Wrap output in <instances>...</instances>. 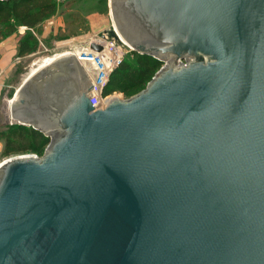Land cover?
Here are the masks:
<instances>
[{
    "label": "water",
    "instance_id": "obj_1",
    "mask_svg": "<svg viewBox=\"0 0 264 264\" xmlns=\"http://www.w3.org/2000/svg\"><path fill=\"white\" fill-rule=\"evenodd\" d=\"M109 8L163 64L106 102L94 56L25 77L5 123L50 141L0 162V264H264V0Z\"/></svg>",
    "mask_w": 264,
    "mask_h": 264
},
{
    "label": "trees",
    "instance_id": "obj_2",
    "mask_svg": "<svg viewBox=\"0 0 264 264\" xmlns=\"http://www.w3.org/2000/svg\"><path fill=\"white\" fill-rule=\"evenodd\" d=\"M69 2L70 0H0V41L17 32L20 25L36 28L55 13L61 4ZM37 47L38 39L27 29L19 39L18 55H29ZM131 53L135 56L125 58L111 73L105 94L121 90L126 96H131L141 91L163 63L149 54L134 50ZM0 137L4 138L5 154L24 149L42 154L50 141V137L42 131L20 123L4 126L0 130Z\"/></svg>",
    "mask_w": 264,
    "mask_h": 264
},
{
    "label": "rangeland",
    "instance_id": "obj_3",
    "mask_svg": "<svg viewBox=\"0 0 264 264\" xmlns=\"http://www.w3.org/2000/svg\"><path fill=\"white\" fill-rule=\"evenodd\" d=\"M58 1L65 2L66 0ZM48 19H52V21H54V23H51V26L47 25ZM47 20H44L36 28H29L27 26L26 28H24V25L19 26L17 32H24L27 29L33 32V34L38 39V47L34 51V55H30L29 57L25 58L23 61L20 62V70L17 69L14 73V75H16V78L17 76L19 77L21 72L24 73L26 70L29 74L32 69H36L46 58L55 55L53 54L54 52L61 51L58 50V45L61 44V41L66 39H73L74 41H77V39L82 38L87 33H92L103 28H112L113 26V21L110 15L109 0H70V2L66 5L61 4L58 7L57 11L53 13L49 18H47ZM129 56L133 58L135 55L129 52L125 56V58ZM8 81L13 82L16 85L18 83L14 82L12 77L9 78ZM9 82H7V84ZM12 92H14V88H12L11 92L9 93V96L6 94L8 97H5L11 98L13 95ZM114 93H117V95H119L121 98L129 97L126 96L121 90H115ZM3 105L4 103L1 99L0 130H2L4 127H2L5 118L3 114ZM0 140L2 142V147L0 149V162L8 157L16 155L36 154L28 152L29 149L15 150L9 154H5L3 149L4 138L0 137Z\"/></svg>",
    "mask_w": 264,
    "mask_h": 264
},
{
    "label": "built area",
    "instance_id": "obj_4",
    "mask_svg": "<svg viewBox=\"0 0 264 264\" xmlns=\"http://www.w3.org/2000/svg\"><path fill=\"white\" fill-rule=\"evenodd\" d=\"M51 23H54V21H52V19H48L47 25L51 26ZM24 28H26V26H24ZM109 29L115 30L114 25L112 28H103L92 33H87L82 38L77 39V41H74L73 39L63 40L60 42L61 44L58 45V50L61 51H56L53 53L57 56L61 54H74L75 56L87 55L94 56L102 60L109 70L106 81H104L101 91L99 92L100 100L103 102H106L110 97L117 94L114 92L105 94L104 90L109 82L111 73L124 61L125 56L129 52L133 51V48L124 39L121 37L116 39L114 36L109 34V32H107ZM92 44L100 45V49L92 47ZM34 54L35 53L33 52L31 55ZM17 61H19V58H17ZM182 62L186 63L185 60H182Z\"/></svg>",
    "mask_w": 264,
    "mask_h": 264
},
{
    "label": "crops",
    "instance_id": "obj_5",
    "mask_svg": "<svg viewBox=\"0 0 264 264\" xmlns=\"http://www.w3.org/2000/svg\"><path fill=\"white\" fill-rule=\"evenodd\" d=\"M25 32V31H24ZM24 32H15L11 34L10 36L6 37L5 39L0 41V100H3V114H4V122L2 126H6L8 123H5L6 121V107L5 104L10 98H6L5 96H9V93L11 92L12 88H14V93L17 90V86H20V84L25 79V76L28 74L27 70L24 73H20L19 77L14 75L17 69L20 70L21 67H19V64L21 61H23L25 58L29 57L31 54L26 56H19L18 55V44L19 39L22 36ZM17 58H19V61H17ZM24 75V77H23ZM14 82H18L17 85L13 82H9L8 79L11 78ZM7 82H9L7 84ZM7 94V95H6ZM12 95V96H13ZM7 96V97H8ZM7 99V100H6ZM2 147V142L0 140V149Z\"/></svg>",
    "mask_w": 264,
    "mask_h": 264
},
{
    "label": "bare ground",
    "instance_id": "obj_6",
    "mask_svg": "<svg viewBox=\"0 0 264 264\" xmlns=\"http://www.w3.org/2000/svg\"><path fill=\"white\" fill-rule=\"evenodd\" d=\"M57 55L55 54V55H53V56H49L48 58H46L39 66H41L42 64H44V63H47V62H50L54 57H56ZM59 56V55H58ZM38 66V67H39ZM34 69H32V71H33ZM116 96H118V97H120L119 95H117L116 94Z\"/></svg>",
    "mask_w": 264,
    "mask_h": 264
}]
</instances>
